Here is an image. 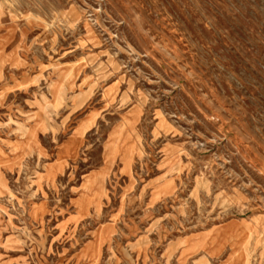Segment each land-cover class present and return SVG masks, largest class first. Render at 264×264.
Returning a JSON list of instances; mask_svg holds the SVG:
<instances>
[{"label": "rangeland", "instance_id": "374dc122", "mask_svg": "<svg viewBox=\"0 0 264 264\" xmlns=\"http://www.w3.org/2000/svg\"><path fill=\"white\" fill-rule=\"evenodd\" d=\"M0 264H264V0H0Z\"/></svg>", "mask_w": 264, "mask_h": 264}]
</instances>
